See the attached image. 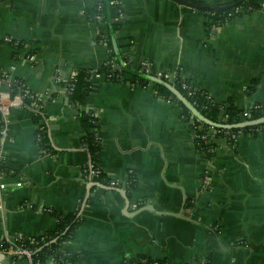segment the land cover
Here are the masks:
<instances>
[{"label": "crops", "instance_id": "0c3cea01", "mask_svg": "<svg viewBox=\"0 0 264 264\" xmlns=\"http://www.w3.org/2000/svg\"><path fill=\"white\" fill-rule=\"evenodd\" d=\"M118 1V57L125 55L132 66L149 60L154 74L179 71L216 101L233 99L244 110L264 100V0L211 27L207 12L178 0ZM95 3L0 0V85L9 90L19 80L28 93L42 94L47 115L36 119L25 98L8 108L0 142V241L54 230L57 219L45 207L81 209L89 152L65 82L78 68L98 69L111 57V46L99 41V32L108 33L106 20L87 14ZM7 35L24 44L15 46ZM90 77L98 85L84 108L98 119L100 166L122 187L134 176L129 210L149 203L155 210L128 215L127 197L93 187L75 236L63 245L78 257L68 264H121L140 254L171 263L264 264V131H243L234 143L217 136L215 154L207 157L177 99L130 79ZM41 125L52 152L38 144ZM5 254L4 264H28L23 255Z\"/></svg>", "mask_w": 264, "mask_h": 264}, {"label": "trees", "instance_id": "16d2710c", "mask_svg": "<svg viewBox=\"0 0 264 264\" xmlns=\"http://www.w3.org/2000/svg\"><path fill=\"white\" fill-rule=\"evenodd\" d=\"M183 3H187L195 8L208 13V27L222 24L226 19L230 20L236 15L243 11L252 10L261 6L258 0H233L226 3H211L207 0H178ZM99 11H103L105 15V20L108 25V33L105 36V41L108 46H111L112 52L109 60L98 69H93L90 67H80L77 70L76 75H74L69 82H65L66 85L73 84V90L70 93V99L79 108V117L81 124L85 128L84 135V147L89 152V158L82 167L83 177L87 181H99L106 185H116L113 184V179L105 171L95 172V168L100 166V150L102 147V141L97 137L99 131V123L96 115L92 111L84 108V103L86 96L90 91L93 90L98 83L92 81L90 76L101 72L104 74L106 80H132V81H142L144 83L153 82V86L158 90V96L166 100H176L174 95L172 96V91L165 85L154 82L152 76L154 73L149 72L142 65L132 66L128 61L127 57L122 54V57H118L114 49L115 31L122 25V15L123 8L121 3H113L112 0H102L100 3H95L92 7L87 9V14L91 20H96V14ZM232 12L231 15H228ZM101 38V37H100ZM115 61L120 63V68L114 66ZM114 62V63H113ZM111 74V75H110ZM180 76L175 80V86L191 101V103L198 109L202 114L208 117L210 120L215 122L224 123L222 118V112L225 110L230 114V122H238L243 120L245 117L244 109L237 107L233 99H228L222 102L216 101L208 91L205 89L197 87L191 78L179 74ZM129 77V78H128ZM183 81H187L192 84V89L195 91L193 94H189V89L185 88L182 84ZM13 86V91L25 94L24 98L27 103L32 105L33 97L32 93L26 91L25 85L19 80H14L11 82ZM184 107V114L186 118H191L190 109L182 102L178 101ZM41 105V106H40ZM33 106V105H32ZM36 110V119L42 116L46 117L44 114V100L39 102V106H33ZM248 112L251 114V118H257L264 115V109H257L255 107H249ZM2 123L0 115V125ZM192 127L195 131V143L196 147L204 153L207 157H212L216 150V140L217 136L225 135L228 136L231 143L236 140V132L239 129L247 130L250 127L262 126L264 123L245 126V127H233L225 128L222 126L213 127L205 121L196 120L193 122ZM212 130V131H210ZM229 130V132H226ZM42 139L38 143L41 147L46 148L47 152H52L53 148L49 144V139L47 132L45 130L41 131ZM203 134H206L203 137ZM3 162V160H1ZM133 180L127 189L134 185ZM89 198V202L91 200ZM50 213L56 217L57 226L54 230H45L40 234L31 236L28 238L24 235H19L17 242L19 244H24L26 247H30L33 250L32 257L35 264H46L50 259L54 260V264H68L74 263L78 260L76 254L67 253L63 250V245L65 242L71 240L75 236L77 227L82 221V214L79 210L64 212L52 208ZM38 241V242H37ZM9 241L4 239L3 246L8 247ZM12 256L26 254L20 253H10ZM121 264H212L209 259H200L194 261H185L179 263H171L168 259L153 258L145 254H140L136 258H126Z\"/></svg>", "mask_w": 264, "mask_h": 264}, {"label": "built area", "instance_id": "2783aa9c", "mask_svg": "<svg viewBox=\"0 0 264 264\" xmlns=\"http://www.w3.org/2000/svg\"><path fill=\"white\" fill-rule=\"evenodd\" d=\"M100 1L102 0H96L97 3H100ZM113 3H116V4H119V1L118 0H112ZM232 12H230L228 15H231ZM96 21H104L105 20V15H104V12L103 11H99L97 14H96ZM228 19H226L225 21H227ZM224 21V22H225ZM222 22V23H224ZM107 33V32H106ZM106 33L104 32H99V41L104 43L105 41V35ZM101 37V38H100ZM7 41L13 43L15 46H22L24 44V42H22L21 40L19 39H16V38H13L9 35L5 36V38ZM114 63V62H113ZM140 65L144 66L146 68L147 71L149 72H152L151 71V68H152V63L151 61L149 60H143L141 61ZM114 66L116 68H120V63L115 61L114 63ZM139 66V65H138ZM77 73V70H75L74 72H72V74L70 75V77L67 79L66 82H69V80L74 76L76 75ZM179 74H181L179 71H164L160 74H155V75H159L161 77H163L165 80L171 82L173 85H175V80L180 76ZM97 76H104L103 73L101 72H98L96 73ZM111 75V74H110ZM134 83L138 82L139 84H141L142 86L146 87V86H149V85H153V82H147V83H144L142 81H139V80H136V81H133ZM183 86L187 89H189V94H193L195 91L192 89V84L188 83L187 81H183L182 82ZM154 88V86H153ZM65 90H66V93L67 95H70V93L72 92L73 90V84H71V86L69 84H67L65 86ZM154 91L155 93L158 95V90L154 88ZM24 95L25 94H21L19 92H15L13 91V86L11 85L10 83V89L9 90H5L1 87L0 85V115H1V119H2V123L0 125V142L1 140L5 137L6 135V132H7V128H6V124H5V120L7 118V113H8V108L9 106L12 104V103H21L23 101V98H24ZM173 96V95H172ZM31 97H33V100H32V105L33 106H39V102L41 100H44L43 98V95H39V94H31ZM41 106V105H40ZM251 107H255L257 109H264V100L263 101H259L257 103H255L253 106ZM244 115L245 117H243L244 119H248V118H251V114L250 112H248V108L244 110ZM229 117H230V114L227 112V111H223L222 112V118L225 123H229ZM243 119V120H244ZM191 120L192 122H195L196 120H199V121H202L201 119H199L198 117H196L192 112H191ZM43 127L44 126H40V131L37 133V137L38 139L40 140L41 137H42V133L41 131L43 130ZM214 127V126H213ZM226 128V127H225ZM243 131H250V132H257V131H264V125L262 126H257V127H250L249 129L247 130H242V129H239L238 132H236V137L239 136ZM226 132H229V130H226ZM206 134H203V137H205ZM97 137H99V135L97 134ZM195 137H196V134H195ZM1 149V148H0ZM43 149V151L46 152V148H41ZM4 158V153L0 150V161ZM1 163V162H0ZM95 172H100L102 171V168L101 166H98L97 168H95L94 170ZM113 179V178H112ZM133 180H135L134 176L132 175V177L129 178L127 184H126V187L127 185H129ZM207 182V178H204L203 179V186H205ZM113 184H116L117 186H122V183L121 181L117 180V179H113L112 181ZM5 186V183L2 181L0 182V191H1V188ZM1 205V204H0ZM133 206L134 207H138V203L134 202L133 203ZM44 209L46 210H49L51 211L52 208H49V207H45ZM18 235H12V236H9V237H6L5 239L7 241L10 242L9 246L6 247V246H3V242H4V239L0 241V252H10V253H20V254H26V257L28 259V264H35L34 262V259L32 257V253H33V250L30 248V247H26L24 244H19L17 242V239H18ZM21 236V234H20ZM28 238H31V236H26ZM38 242V241H37Z\"/></svg>", "mask_w": 264, "mask_h": 264}, {"label": "water", "instance_id": "95a60500", "mask_svg": "<svg viewBox=\"0 0 264 264\" xmlns=\"http://www.w3.org/2000/svg\"><path fill=\"white\" fill-rule=\"evenodd\" d=\"M151 78H153L154 82L161 83V84L165 85L166 87H168L172 91V95H174V97L178 101H182L196 117H198L202 121L209 123L210 125H212L214 127L222 126V127H226V128H233V127H245V126H251V125H257V124L264 123V115L257 117V118H248V119H244V120H241L238 122H230V123H225V122L220 123V122L212 121L208 117H206L204 114H202L200 112V110H198L191 103V101L171 82L165 80L163 77H161L159 75H155V76L151 75ZM66 100L69 101L70 98L66 97ZM95 186H101V187H105V188H109V189L118 190L120 193H122V195L127 197L126 205H125L123 210L128 215H133V214H135L141 210H144V209L155 210V207L151 203L143 205L141 207H138L135 210H129L128 209L129 208V198L127 196L128 192H127L126 187L117 186V185H106V184L101 183L99 181L92 180V181L87 182V184H86V194H85V197L83 199L82 206H81V209L79 210V212H81L84 209V207H85V205H86V203H87V201L91 195V191H92L93 187H95ZM159 212H170V211H162V210L160 211L159 210ZM5 255H6L5 252H1L0 253V259L4 258ZM0 264H4V263L0 260Z\"/></svg>", "mask_w": 264, "mask_h": 264}]
</instances>
